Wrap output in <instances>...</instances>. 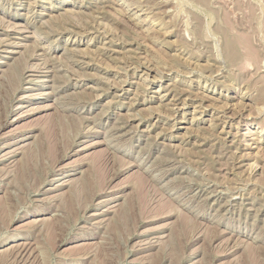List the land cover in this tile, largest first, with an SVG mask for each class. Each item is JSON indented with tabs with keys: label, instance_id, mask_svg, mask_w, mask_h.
Segmentation results:
<instances>
[{
	"label": "rangeland",
	"instance_id": "374dc122",
	"mask_svg": "<svg viewBox=\"0 0 264 264\" xmlns=\"http://www.w3.org/2000/svg\"><path fill=\"white\" fill-rule=\"evenodd\" d=\"M0 264H264V0H0Z\"/></svg>",
	"mask_w": 264,
	"mask_h": 264
},
{
	"label": "bare ground",
	"instance_id": "6f19581e",
	"mask_svg": "<svg viewBox=\"0 0 264 264\" xmlns=\"http://www.w3.org/2000/svg\"><path fill=\"white\" fill-rule=\"evenodd\" d=\"M20 42V41H19ZM14 45V44H13ZM3 51H5V52H7V53H16V51H13V50H3ZM3 57H5V58H11L10 56H3ZM13 57V56H12ZM4 63V62H3ZM33 84H35V81L33 82ZM27 96V95H26ZM27 143V142H26ZM6 154L8 153V152H5ZM10 155V154H9ZM6 156V155H5ZM8 156V155H7ZM2 159V158H1ZM59 179V178H58ZM63 180V179H62ZM66 181V180H65ZM64 181V182H65ZM70 181V180H69ZM63 182V183H64ZM111 203V202H110ZM117 205V204H116ZM112 206H115V205H112ZM114 210V209H113ZM156 242V241H155Z\"/></svg>",
	"mask_w": 264,
	"mask_h": 264
}]
</instances>
